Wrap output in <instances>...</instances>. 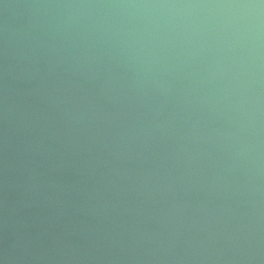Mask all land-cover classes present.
I'll use <instances>...</instances> for the list:
<instances>
[{"label": "water", "instance_id": "1", "mask_svg": "<svg viewBox=\"0 0 264 264\" xmlns=\"http://www.w3.org/2000/svg\"><path fill=\"white\" fill-rule=\"evenodd\" d=\"M0 264H264V0H0Z\"/></svg>", "mask_w": 264, "mask_h": 264}]
</instances>
